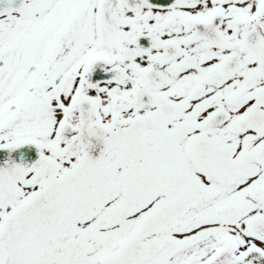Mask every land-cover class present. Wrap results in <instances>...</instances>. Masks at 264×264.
<instances>
[{"label": "snow or ice", "instance_id": "1", "mask_svg": "<svg viewBox=\"0 0 264 264\" xmlns=\"http://www.w3.org/2000/svg\"><path fill=\"white\" fill-rule=\"evenodd\" d=\"M0 264H264V0H0Z\"/></svg>", "mask_w": 264, "mask_h": 264}]
</instances>
